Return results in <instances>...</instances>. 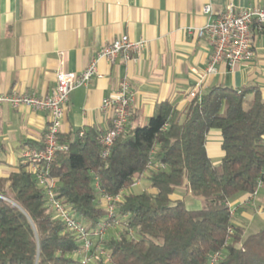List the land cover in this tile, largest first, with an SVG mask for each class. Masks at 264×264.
Wrapping results in <instances>:
<instances>
[{
	"label": "trees",
	"instance_id": "1",
	"mask_svg": "<svg viewBox=\"0 0 264 264\" xmlns=\"http://www.w3.org/2000/svg\"><path fill=\"white\" fill-rule=\"evenodd\" d=\"M214 128L224 151L218 163L206 148ZM100 134L90 128L60 136L68 149L58 152L50 175L69 210L96 226L106 216L101 194L119 193L146 171L155 191L123 193L116 205L123 223L102 239L112 262L96 264H208L217 251L219 264H264V228L245 236L229 206L264 183V96L257 86H213L182 112L164 102L147 123L117 137L107 160ZM178 189L201 206L172 199ZM79 248L25 163L0 178V264H74Z\"/></svg>",
	"mask_w": 264,
	"mask_h": 264
},
{
	"label": "crops",
	"instance_id": "2",
	"mask_svg": "<svg viewBox=\"0 0 264 264\" xmlns=\"http://www.w3.org/2000/svg\"><path fill=\"white\" fill-rule=\"evenodd\" d=\"M230 2L239 8L264 5V0H0V94L17 91L49 96L58 71L84 70L102 46L127 34L134 40H147L146 47L127 61H99V75L70 94L62 137L90 128L106 131L111 115L102 109L103 100L124 79L134 90L135 114L128 132L147 123L164 102L184 111L193 99V89L204 94L213 86L237 90L257 86L264 96V29L256 25L252 27V60L233 67L222 61L215 72L203 76L213 46L188 28L204 26ZM207 5L211 14L203 11ZM251 99L249 94L247 100ZM48 122L44 110L0 103V178L19 171L22 149L42 143ZM206 148L213 162H220L224 156L220 129L209 132ZM260 188L256 194H239L232 201L235 224L247 229L245 220L253 218L249 209L264 214ZM145 190L155 191L148 171L124 192ZM171 197L184 199L191 208L201 206L200 199L185 189Z\"/></svg>",
	"mask_w": 264,
	"mask_h": 264
},
{
	"label": "built area",
	"instance_id": "3",
	"mask_svg": "<svg viewBox=\"0 0 264 264\" xmlns=\"http://www.w3.org/2000/svg\"><path fill=\"white\" fill-rule=\"evenodd\" d=\"M203 11L205 14H211L212 8L207 5ZM254 25L259 29H264V5L239 8L230 2L218 17L204 26L188 28L189 33L196 31L199 37L207 38L213 46L210 63L203 76L215 72L216 64L222 61L233 67L239 62L252 60L255 55L252 33ZM146 45L147 40L145 39L134 40L127 34H121L102 46L84 70L80 72L58 71L56 86L49 96L43 97L17 91L0 94V103L6 102L12 106L26 105L36 110H44L49 114V122L45 128L42 143L37 147L25 146L21 155L23 163L35 177L38 186L44 190L47 206L63 221L65 228L72 232L80 243L74 264L112 262L111 253L104 246L102 239L110 229L117 228L123 223L122 218L117 215L116 205L123 200L125 189L115 195L101 194L105 202L106 216L96 226L77 218L63 199L56 196L58 179L51 176L50 172L58 152L68 149V144L62 142L60 136L69 106L70 94L76 88L88 85L99 75L100 60L105 59L111 63L117 59L127 61L139 54ZM190 96L201 98L203 93L193 89ZM133 100L134 90L126 79L119 83L111 96L103 100L102 109L111 115V126L101 132L98 137L102 146L103 160H107L111 154L117 137L128 132L130 120L135 114ZM94 183L96 188L100 189L98 176H95ZM261 186L262 181L259 182L258 189ZM229 206L234 215L236 207L232 202H229ZM229 231L233 232L232 227ZM221 258L222 252L217 251L210 257L208 264H219Z\"/></svg>",
	"mask_w": 264,
	"mask_h": 264
},
{
	"label": "rangeland",
	"instance_id": "4",
	"mask_svg": "<svg viewBox=\"0 0 264 264\" xmlns=\"http://www.w3.org/2000/svg\"><path fill=\"white\" fill-rule=\"evenodd\" d=\"M261 195L260 197L264 196V186L260 188ZM263 204L262 206L264 207V197L262 198ZM251 211V215L253 218H247L246 223L247 226L245 229V236H249L250 234H254L264 228V214L258 213L254 210L249 209ZM264 213V212H263Z\"/></svg>",
	"mask_w": 264,
	"mask_h": 264
}]
</instances>
